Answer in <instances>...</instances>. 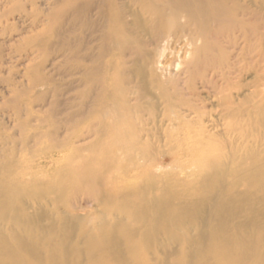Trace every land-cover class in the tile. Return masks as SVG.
Here are the masks:
<instances>
[{"label":"bare ground","instance_id":"obj_1","mask_svg":"<svg viewBox=\"0 0 264 264\" xmlns=\"http://www.w3.org/2000/svg\"><path fill=\"white\" fill-rule=\"evenodd\" d=\"M1 18L0 264H264V0Z\"/></svg>","mask_w":264,"mask_h":264},{"label":"rangeland","instance_id":"obj_2","mask_svg":"<svg viewBox=\"0 0 264 264\" xmlns=\"http://www.w3.org/2000/svg\"><path fill=\"white\" fill-rule=\"evenodd\" d=\"M13 17H15V16H13ZM1 20H4V19L1 18L0 21ZM13 22L15 23V21H13ZM29 24H30V19H27L24 25L25 26H28ZM14 34L15 33L13 32L12 35H14ZM23 36L28 37L29 34L27 33L26 35H23ZM6 37H7L6 35L5 36H0V41L6 39ZM14 39H16V38H14ZM11 43H9V44H11ZM9 54L10 55L7 57V59H10V61L7 64L6 68L3 69L4 72L3 73H0V78H10L9 83H12V84H21L22 81H21V79L18 80L17 75H19V73L22 71V66L19 65V64L24 63L25 58H22V56L24 54L22 55V54H19V53H16V52L9 53ZM37 61H38V59L35 60V62H37ZM1 85L2 84L0 83V88H1ZM2 103H3V100L0 99V116H1L0 117V122H2L4 120L3 119L4 117L9 116V115L12 114V111L10 109H8L7 106H4V104H2ZM22 103H24V100L22 101ZM56 160H58L57 157H56ZM60 163H61V161L59 159V161L55 165H53L52 167L54 168V167L60 166L61 165ZM181 164H183V163H181ZM35 165L37 167L36 169H40V167L42 165L46 166L47 168L50 166L48 163L47 164H41V161L36 162ZM155 165H156V167H159V168L161 167L162 169H165V170H172V171H175L176 170L175 167L171 164L170 159L167 158V157H165V158L163 157V159L158 158L157 159V162L155 163ZM166 167H168V168H166ZM171 167H173V168H171ZM82 208L86 209V211H95L94 210L95 207L94 206H91V205L82 204Z\"/></svg>","mask_w":264,"mask_h":264}]
</instances>
